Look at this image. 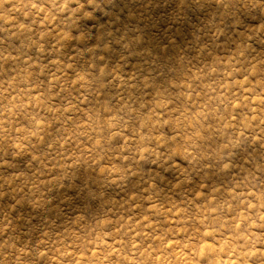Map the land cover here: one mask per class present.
<instances>
[{"label": "clouds", "instance_id": "9594fccd", "mask_svg": "<svg viewBox=\"0 0 264 264\" xmlns=\"http://www.w3.org/2000/svg\"><path fill=\"white\" fill-rule=\"evenodd\" d=\"M0 264H264V0H0Z\"/></svg>", "mask_w": 264, "mask_h": 264}]
</instances>
